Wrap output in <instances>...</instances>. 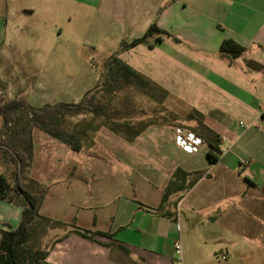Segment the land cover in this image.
Instances as JSON below:
<instances>
[{"label": "rangeland", "instance_id": "374dc122", "mask_svg": "<svg viewBox=\"0 0 264 264\" xmlns=\"http://www.w3.org/2000/svg\"><path fill=\"white\" fill-rule=\"evenodd\" d=\"M0 3L5 21L2 37L0 34V106L18 99H25L35 108L78 103L98 83L96 64L121 48L123 41L96 34L94 9L77 13L75 7H70L66 11L49 0ZM9 9H13V15ZM169 34L163 37V43L158 42V34L148 37L129 55L120 56L167 95L157 92L149 96L133 86L125 88L111 107L116 121L131 118L134 125L148 122L162 112V104L166 115L173 113L177 119L186 117L191 109L207 111L214 107L206 84L229 64L220 59L221 70L212 66L214 40L204 39L196 47L192 40ZM235 61L240 60L237 57ZM228 124L239 133L245 122L234 117ZM112 126L104 117L92 114L67 117L63 128L83 141L79 152L34 128V160L29 177L48 187L40 213L62 224L55 228L59 234L75 225L92 231L117 230L128 205H151L161 197L162 173L171 163L168 159L181 154L175 142L176 128L153 125L134 141H128L113 132ZM3 132L0 115V137ZM205 151L203 148L201 156L207 158ZM14 170L9 156L1 151L0 173L13 183ZM179 195H174L171 202L176 203ZM16 201L21 203L18 198ZM51 230L36 231L29 248L44 249Z\"/></svg>", "mask_w": 264, "mask_h": 264}, {"label": "crops", "instance_id": "0c3cea01", "mask_svg": "<svg viewBox=\"0 0 264 264\" xmlns=\"http://www.w3.org/2000/svg\"><path fill=\"white\" fill-rule=\"evenodd\" d=\"M49 1L66 11L75 7L77 13L94 9L96 34L103 39L130 43L156 25L192 40L196 47L204 39L214 40L212 66L221 70L223 59L229 67H223L226 70L217 72L207 84L202 82L214 107L198 110L221 138L219 159L210 161L201 152L188 154L179 147L181 154H173L168 170L162 173L165 178L159 199L151 205H128L130 210L124 211L118 229L102 231L113 237L97 235L89 240L67 235L69 229L60 234L59 229L51 230L46 245L62 240L52 247L47 262L176 264L174 244L181 241L184 264H264V0ZM10 11L13 15V9ZM3 18L0 3L1 37ZM227 39L246 48L239 63L235 58L232 65L231 57L220 52ZM219 104L227 108L221 109ZM234 117L245 122L239 133L228 124ZM204 148L207 155L210 147L206 142ZM179 167L206 173L176 203L170 201L158 210L164 188ZM22 213V206L0 199V230L7 229L6 224L17 228Z\"/></svg>", "mask_w": 264, "mask_h": 264}, {"label": "trees", "instance_id": "16d2710c", "mask_svg": "<svg viewBox=\"0 0 264 264\" xmlns=\"http://www.w3.org/2000/svg\"><path fill=\"white\" fill-rule=\"evenodd\" d=\"M155 34H158V42H162L164 36H171L169 32L152 25L143 37L130 43L123 41L117 53L109 55L100 65L96 64L100 73L98 83L78 103L60 102L35 108L25 99H18L0 106V115L4 122V132L0 137V152L4 151L9 156L15 169L13 183L7 176L0 175V199L18 203L23 207L22 219L17 228L6 224L7 229L0 230V264H51L47 262L49 252L58 241L62 240L59 238L50 242L44 249L29 248L30 241L39 229L46 232L50 228L62 227L57 220L41 215L40 209L48 194V187L29 177L34 160L33 131L36 127L79 152L83 150L82 139L78 134L63 128L64 122L70 116L92 114L95 117H104L106 122L113 124L111 128L113 132L124 135L128 141H134L153 125L160 127L169 125L176 129H186L201 137L210 147L207 152L210 161L219 159L221 138L205 124L204 115L196 109L191 110L184 119H177L173 113L166 115L167 110L162 104V112L159 115L148 122L141 121L138 125H134L131 118L120 121L113 118L112 104L125 88L133 86L149 96L156 95L157 92L167 95L166 91L158 88L120 57L123 53L146 43L147 38ZM150 47L153 48L151 45ZM220 52L229 55L233 65V59L243 55L246 48L227 39L222 42ZM205 173V170L190 172L177 168L164 188L158 210H163L174 195L180 194L178 197L180 199ZM16 198L21 203L17 202ZM69 234H76L89 240H94L97 235L113 237L112 233L92 231L77 225L69 230L67 235Z\"/></svg>", "mask_w": 264, "mask_h": 264}, {"label": "built area", "instance_id": "2783aa9c", "mask_svg": "<svg viewBox=\"0 0 264 264\" xmlns=\"http://www.w3.org/2000/svg\"><path fill=\"white\" fill-rule=\"evenodd\" d=\"M175 142L178 147L188 154H197L204 148V140L201 137L182 128L176 129ZM245 164H248V162H245ZM174 257L176 264H184V248L181 241L174 244ZM223 259H225L224 256Z\"/></svg>", "mask_w": 264, "mask_h": 264}]
</instances>
